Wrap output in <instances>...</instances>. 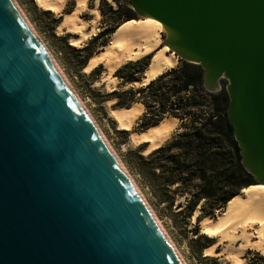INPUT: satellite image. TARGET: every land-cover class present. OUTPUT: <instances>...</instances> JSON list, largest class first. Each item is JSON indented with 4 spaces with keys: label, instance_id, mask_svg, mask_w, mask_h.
<instances>
[{
    "label": "water",
    "instance_id": "95a60500",
    "mask_svg": "<svg viewBox=\"0 0 264 264\" xmlns=\"http://www.w3.org/2000/svg\"><path fill=\"white\" fill-rule=\"evenodd\" d=\"M130 3L203 68L207 91L227 79L241 161L264 184V0ZM0 264H181L11 0H0Z\"/></svg>",
    "mask_w": 264,
    "mask_h": 264
},
{
    "label": "trees",
    "instance_id": "16d2710c",
    "mask_svg": "<svg viewBox=\"0 0 264 264\" xmlns=\"http://www.w3.org/2000/svg\"><path fill=\"white\" fill-rule=\"evenodd\" d=\"M107 12L115 15L118 10L108 6ZM42 13L52 14L50 10ZM133 17L127 11L121 21L113 19V26L93 40L111 36L121 23L135 20ZM59 19H51L53 27ZM69 48L76 53H85L86 60L93 55L89 43L82 49ZM151 56L123 64L114 75L124 81H136L134 74L144 72ZM127 71L135 72L126 74ZM123 95L124 99L116 91L109 99L117 98L114 107L141 103L145 107L140 117L141 130L159 123L164 117L177 118L180 122L178 128L181 130L172 139L146 156L137 152L138 172L147 178V186L158 193L160 201L172 205L176 195L188 193L184 197L185 204L179 203L178 208L185 209L190 215L199 206V220L212 217L243 189L255 185L254 177L241 161L239 146L227 117L228 94L225 89L212 93L204 88L203 68L199 64L180 59L176 66L166 69L146 85L129 89ZM203 238L206 237H200ZM253 255L258 264H264V255L259 252Z\"/></svg>",
    "mask_w": 264,
    "mask_h": 264
},
{
    "label": "bare ground",
    "instance_id": "6f19581e",
    "mask_svg": "<svg viewBox=\"0 0 264 264\" xmlns=\"http://www.w3.org/2000/svg\"><path fill=\"white\" fill-rule=\"evenodd\" d=\"M11 1L17 7L27 25L42 45L46 54L54 63L60 75L74 94L77 101L80 103L81 107L84 109L91 123L94 125L95 129L105 142L113 157L118 162L124 174L133 185L135 191L163 233V236L170 244L179 261L181 264H186L178 249L173 244L166 229L163 227L153 209L147 202L140 188L127 171L117 152L90 113L87 106L84 104L81 97L77 94L74 87L69 82L61 66H59L17 1ZM34 1L37 6L50 10L54 13H59L62 10L64 2V0ZM109 1L111 4L115 5L113 0ZM84 9H86V0H76V6L74 9L70 13H66L62 16V19L57 26L59 31L65 29L67 32L76 34V36L69 39V43L74 46H79L83 41H86L91 36H95L98 32L96 27V20L99 18L98 9H90L91 13L94 15L90 25L81 17V13ZM161 32H166L164 26L161 22L152 17H144L140 20H130L121 23L106 43L101 45L100 53L92 55L87 60V63L83 68V72L90 73L98 64H103L105 70L101 75V80L107 86H111L116 82L114 72L123 64L128 61H136L152 54L149 64L146 69H144L141 80L134 82L139 86L146 85L163 71L174 67L177 64L178 58L175 52L171 51L167 45H162L163 40L160 38ZM159 46H161V48L158 49ZM113 100L114 98L108 99L107 103H111ZM143 109L144 106L141 103H134L129 107H111L109 108V115L116 122L117 129L130 131L136 123V118L140 115ZM176 124V118L164 117L159 121V123L151 125L144 130H131L130 141L134 145L145 144L143 153L146 155L169 139ZM196 213L197 212H195V214L193 213V219L197 217L198 214ZM216 215L217 216L214 218L207 216L199 220L201 232L209 238L217 239L214 244L212 243V245L207 248V251L210 253H208L209 255H221L220 252L217 253L213 250V248L222 242H235L239 239V237L242 238L243 241L239 244L238 249L236 247L237 251H231L225 255L227 259L232 261V264H238L245 249L264 252V184H255L243 189L240 194L228 201L225 207H223V209ZM250 229H254L255 232L249 231Z\"/></svg>",
    "mask_w": 264,
    "mask_h": 264
},
{
    "label": "rangeland",
    "instance_id": "374dc122",
    "mask_svg": "<svg viewBox=\"0 0 264 264\" xmlns=\"http://www.w3.org/2000/svg\"><path fill=\"white\" fill-rule=\"evenodd\" d=\"M19 6L24 11L28 20L31 22L47 48L52 53L53 57L61 66L63 72L68 78L69 82L74 87L77 94L81 97L84 104L89 109L90 113L97 121L98 125L106 135L107 139L117 152L121 161L125 165L127 171L130 173L141 192L145 196L147 202L153 209L155 215L160 220L163 227L166 229L169 234L173 244L178 249L179 253L183 257L186 264H232V261L227 259L225 255L231 251H237L239 244L243 241L242 238L235 242H222L213 248L217 253L220 252L221 255L213 256L209 255L210 253L207 251V248L214 244L217 239L209 238L205 234L201 232L200 219L197 217L193 219V215L200 213V207L194 209V211L189 215L188 211L185 209L178 208L179 203L185 204V196L188 195H176L175 200L172 205H166L165 202H162L158 198V193H156L150 186H147L146 180L147 178L143 176L140 172H138L137 165V152L140 154L143 153L145 144L142 145H134L130 141V132L132 131H140L141 130V121L140 117L145 111V107L141 115H139L136 119V123L133 125V128L130 131L120 130L116 127V122L109 115V108L114 107L117 101L116 97L110 103H107V100L112 96L113 92H119L122 94V99H124V92L129 89H136L140 87L136 85L134 82H138L141 80L142 74H134L136 77V81L128 82L124 81L123 78L116 77V82L114 85L107 86L101 80V75L105 70L103 64H98L90 73L83 72V68L87 63L85 57V53H76L71 50L69 47H75L77 49H82L88 43L90 44V50L93 52L92 54L100 53V47L104 44L110 37L109 35L101 36L99 39L94 41L93 39L103 32L106 28L113 26V19L115 21H121L126 14L127 11H130L134 17L132 19L140 20L144 17H141L136 13L133 9L130 0H113L115 5L111 4L109 0H102V4L98 6L99 11V20H96V27L99 29L95 36H91L87 41L83 42L84 44H80L79 46H74L69 43V39L76 34L71 32H67L65 29L59 31L56 25L52 26L51 19H59V14H55L51 12V15L43 14L42 11L45 9L37 6L34 0H16ZM73 6V0H67L66 8L64 12L70 10ZM108 6H111L112 9H117L118 13L115 15H110L107 12ZM93 8V6H89V9ZM101 11L105 14H102ZM91 11L83 13L81 15L84 20H89L88 24L92 23L93 17L90 15ZM114 16V17H113ZM59 24V23H58ZM98 24V25H97ZM165 33H160V38L163 40ZM177 56V55H176ZM177 64L180 61V57L177 56ZM150 61V59H149ZM131 62V61H128ZM127 62V63H128ZM149 63V62H148ZM176 64V65H177ZM175 65V66H176ZM132 72V73H131ZM127 71L126 74H133L135 71ZM115 73V72H114ZM227 79L221 77L219 79L220 90L225 89L227 85ZM143 86V85H142ZM106 102V103H105ZM177 119V118H176ZM180 122L177 119V124L171 132V136L169 139H172L176 134L181 130L179 129ZM168 139V140H169ZM167 141V140H166ZM165 141V142H166ZM146 156L148 154H142ZM158 173V170L156 171ZM171 189H174L172 187ZM242 190V189H241ZM240 190V191H241ZM239 191V192H240ZM238 194V193H237ZM223 208L218 209L213 213L211 218L216 217L218 212ZM194 213V214H193ZM198 216V215H197ZM202 219V218H201ZM197 231V234H195ZM249 231L255 232L254 229H250ZM206 237L200 239V237ZM237 247V249H236ZM259 252L257 250L245 249L241 255V260L238 264H245L249 262L251 264H258L254 259V253ZM209 253V254H208ZM261 255H264V252H259Z\"/></svg>",
    "mask_w": 264,
    "mask_h": 264
},
{
    "label": "crops",
    "instance_id": "0c3cea01",
    "mask_svg": "<svg viewBox=\"0 0 264 264\" xmlns=\"http://www.w3.org/2000/svg\"><path fill=\"white\" fill-rule=\"evenodd\" d=\"M94 1L95 0H86V9H84L83 11H82V13H81V15L83 14V13H86V12H88V10H90L89 9V6H93V9H96V8H98V6H99V1L100 0H96L95 1V4H94ZM66 4H67V0H64V2H63V5H62V10L59 12V13H55V14H59V16H60V19H59V22L61 21V19H62V16H64L66 13H68V12H64V10H65V8H66ZM76 6V0H73V6H72V8L70 9V10H68L69 12L70 11H72L73 9H74V7ZM45 10H47V9H45ZM52 12V11H51ZM54 13V12H53ZM98 13H99V11H98ZM90 15L93 17L94 15L92 14V13H90ZM100 16V15H99ZM84 19V18H83ZM99 20V18L97 19V21ZM86 22L88 21L89 22V20H85ZM58 22V23H59ZM58 25V24H57ZM98 25V24H97ZM98 29V28H97ZM99 30V29H98ZM90 38V37H89ZM88 40V39H87ZM86 40V41H87ZM83 42H85V41H83ZM82 42V44H84ZM142 112L143 111H141V113H140V115L142 114ZM137 119V118H136Z\"/></svg>",
    "mask_w": 264,
    "mask_h": 264
}]
</instances>
